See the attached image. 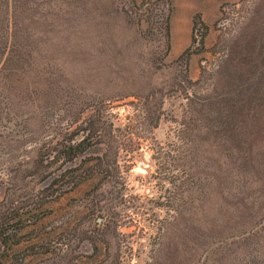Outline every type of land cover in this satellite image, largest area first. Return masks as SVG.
Instances as JSON below:
<instances>
[{
    "label": "rangeland",
    "instance_id": "obj_1",
    "mask_svg": "<svg viewBox=\"0 0 264 264\" xmlns=\"http://www.w3.org/2000/svg\"><path fill=\"white\" fill-rule=\"evenodd\" d=\"M227 81L264 88V0H0V264H264V107L194 126ZM91 116L108 147L54 184Z\"/></svg>",
    "mask_w": 264,
    "mask_h": 264
},
{
    "label": "trees",
    "instance_id": "obj_2",
    "mask_svg": "<svg viewBox=\"0 0 264 264\" xmlns=\"http://www.w3.org/2000/svg\"><path fill=\"white\" fill-rule=\"evenodd\" d=\"M17 10L9 8L7 11V29H14L13 36L10 33V40L12 41L11 47L14 50V55L8 59V62H13L14 68H21L24 65L21 53L29 47V42H25L22 39H17V27L19 26V18H17ZM196 22L194 21V28ZM16 30V32H15ZM168 30V26H167ZM16 35V37H15ZM169 36V32L167 33ZM203 41V40H202ZM194 42V39H193ZM191 50H186L179 58L180 62H184L187 70L191 61ZM254 73H257L256 71ZM229 75L228 66L224 69V76ZM187 82L192 84L190 77L187 75ZM230 82H226L225 89L221 94L215 97L210 96L203 100L198 105L200 106L199 118L195 121L201 124V126L195 124V128H203L207 131L208 135L213 137H226V140H230L231 143L237 141L234 134L240 132V127L248 124L249 120L254 117L255 110L264 107V88L258 85L254 88L245 87V85H239L235 87ZM230 92V93H229ZM258 100V103L255 101ZM193 102V101H191ZM203 109H206L207 114L204 116ZM105 120V119H104ZM114 128L113 124L107 125L106 122H102L101 118L91 116L86 120L83 125L76 128L69 140L68 145L63 150L56 153L52 158L49 157L50 163L59 165L60 172H58L53 183L58 185L59 183H65L68 181L71 172L76 169L78 165L82 166L89 159L101 151L103 147H108V143L105 142L107 134H110ZM240 134V133H239ZM227 145V144H226ZM236 145V144H235ZM103 164L100 161V165ZM90 176H80L74 187H78L85 181L89 180Z\"/></svg>",
    "mask_w": 264,
    "mask_h": 264
}]
</instances>
